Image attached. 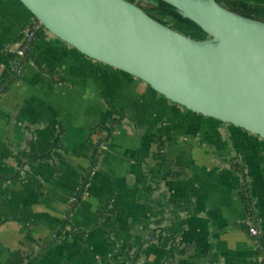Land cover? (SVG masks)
<instances>
[{
    "label": "crops",
    "instance_id": "obj_1",
    "mask_svg": "<svg viewBox=\"0 0 264 264\" xmlns=\"http://www.w3.org/2000/svg\"><path fill=\"white\" fill-rule=\"evenodd\" d=\"M32 21L20 0H0V85ZM32 52L46 71L27 60L0 96V264H262L263 137L191 111L49 31ZM159 127L179 174L157 184Z\"/></svg>",
    "mask_w": 264,
    "mask_h": 264
},
{
    "label": "water",
    "instance_id": "obj_2",
    "mask_svg": "<svg viewBox=\"0 0 264 264\" xmlns=\"http://www.w3.org/2000/svg\"><path fill=\"white\" fill-rule=\"evenodd\" d=\"M46 28L90 58L167 99L264 138V21L217 0H163L198 23L197 38L129 0H20Z\"/></svg>",
    "mask_w": 264,
    "mask_h": 264
},
{
    "label": "trees",
    "instance_id": "obj_3",
    "mask_svg": "<svg viewBox=\"0 0 264 264\" xmlns=\"http://www.w3.org/2000/svg\"><path fill=\"white\" fill-rule=\"evenodd\" d=\"M134 3L140 4V1L143 0H129ZM149 3V6L143 7L141 4L140 6L153 18L157 19L158 21L170 25L172 23H178L187 26L189 29H193L197 31L195 34H189L188 32H185L189 35H192L197 38H205L208 37L207 32L194 20L191 18L187 17L184 15L177 7L173 6L172 4H169L163 0H145ZM219 3L223 4L224 6L228 7L229 9L243 15L249 18H254L258 19L261 21H264V4H258V3H251L243 0H217ZM27 27H29L31 30L35 31V39L31 43L30 49L27 51L25 54L24 58L22 59V62L25 63L27 60H33L35 64L41 69L45 70L44 67L40 64V62L35 58L33 52H32V47L34 42L36 41L37 38L44 37L46 32L48 31L46 28L42 27L40 25L39 20L34 16V21L30 22ZM177 29V28H176ZM23 36V34L21 35ZM46 71V70H45ZM49 73H52L53 75L56 74L55 71L53 70H47ZM21 76L10 72L9 79L7 81H3L0 85V96L8 90L10 87V84L14 81H17L20 79ZM219 120V119H218ZM221 121V120H220ZM118 122V120H113L111 126L109 127V134H113V129L115 124ZM166 145V140L163 135L162 128H158L157 132V150L155 152V160H156V165L150 170L152 177L155 179V182L158 184L160 180L169 178V177H174L177 176L179 173L174 171L172 169L171 163L167 160V158L163 154V148ZM97 154L98 150L97 147L94 150L93 158H92V163L90 166V169L88 171L87 176L89 177L90 173L92 170L95 168L97 164ZM233 165L238 169L243 177H244V189L242 191V197L248 204V207L251 208V202L249 200V194H248V186L245 182V177L246 174L244 172V169L240 166L239 162L236 159H233ZM88 177L85 178L83 185L80 189V192L78 193V196L75 198V200L71 204L70 211L68 215H70V212L75 208V206L78 204V202L81 200L82 195L84 193V186L87 183ZM4 193L0 192V199ZM70 219L69 217H66L63 222L61 227L51 236L50 239V244H52L54 241L52 239L58 240L66 226L69 224ZM162 233L159 232L158 238L161 239ZM261 246L264 248V241L261 240ZM49 244V245H50ZM264 256V254H263ZM135 258V255L131 257V260ZM37 263V257H30L25 264H36ZM262 264H264V257Z\"/></svg>",
    "mask_w": 264,
    "mask_h": 264
},
{
    "label": "built area",
    "instance_id": "obj_4",
    "mask_svg": "<svg viewBox=\"0 0 264 264\" xmlns=\"http://www.w3.org/2000/svg\"><path fill=\"white\" fill-rule=\"evenodd\" d=\"M35 39V31L31 30L29 27H26L23 31V36L19 39L15 49H14V58L10 67V72H13L19 76H22L24 72V63L22 59L25 54L31 47V43ZM251 234H258V229L255 226L249 228Z\"/></svg>",
    "mask_w": 264,
    "mask_h": 264
},
{
    "label": "rangeland",
    "instance_id": "obj_5",
    "mask_svg": "<svg viewBox=\"0 0 264 264\" xmlns=\"http://www.w3.org/2000/svg\"><path fill=\"white\" fill-rule=\"evenodd\" d=\"M140 4L143 6V7H147L149 6V3L145 0L143 1H140ZM172 25L177 28L178 30L182 31V32H188L189 34H195L197 33V31L193 30V29H189L187 26L185 25H182V24H178V23H172ZM87 56V55H86ZM88 57V56H87ZM90 59H93V58H90Z\"/></svg>",
    "mask_w": 264,
    "mask_h": 264
}]
</instances>
